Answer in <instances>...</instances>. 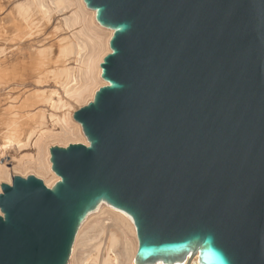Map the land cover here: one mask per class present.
Segmentation results:
<instances>
[{
	"label": "water",
	"instance_id": "obj_1",
	"mask_svg": "<svg viewBox=\"0 0 264 264\" xmlns=\"http://www.w3.org/2000/svg\"><path fill=\"white\" fill-rule=\"evenodd\" d=\"M112 30L73 113L88 144L49 148L51 187L0 184V264H67L100 203L135 264H264V0H84Z\"/></svg>",
	"mask_w": 264,
	"mask_h": 264
},
{
	"label": "bare ground",
	"instance_id": "obj_2",
	"mask_svg": "<svg viewBox=\"0 0 264 264\" xmlns=\"http://www.w3.org/2000/svg\"><path fill=\"white\" fill-rule=\"evenodd\" d=\"M8 3L13 6L0 17L4 25L0 30L6 34L0 37L11 44L3 51L16 47H12L13 51L21 52V61L14 68L16 61L10 60L14 54L10 50L9 57L0 63V72L7 73H0V83L2 80L1 84L7 85L15 79V83L29 89L24 101L17 102L25 110L8 111L7 117L0 118V184H11L14 175L32 174L51 187L59 177L51 170L49 148L76 142L88 144L73 113L107 84L101 78L100 63L110 52L112 30L96 21L94 10L84 0H0V11ZM8 62L14 64L7 67ZM9 68L14 69L9 73ZM8 75L11 76L6 78ZM13 81L10 82L14 84ZM12 148L15 153L8 154L10 159L4 158ZM136 249V231L130 216L100 203L80 224L67 264H135ZM176 264L198 262L194 256L189 262Z\"/></svg>",
	"mask_w": 264,
	"mask_h": 264
},
{
	"label": "rangeland",
	"instance_id": "obj_3",
	"mask_svg": "<svg viewBox=\"0 0 264 264\" xmlns=\"http://www.w3.org/2000/svg\"><path fill=\"white\" fill-rule=\"evenodd\" d=\"M9 6H13V4L12 5H9V3H8V5H6V7H4L3 8V10L5 11V10H7V11H9L10 9H8V8H11V7H9ZM2 10V11H3ZM2 11H0V17H4L5 15H6V13H7V11H3L4 12V14H3V12ZM4 26V25H3ZM3 26H2V24H0V27H2L3 28ZM6 26V25H5ZM1 30H3V29H1ZM0 30V33L1 34H3V35H0V36H4V35H6L4 32L2 33V31ZM1 38V37H0ZM3 38H5V37H2L1 38V40H0V57L2 58V60H0V63L1 62H3L4 61V57L5 56H7V57H9V53L11 52V51H13V48L16 50V47H14V46H12V47H9L10 48V50H5V51H3V49H5V48H7L8 47V45H10L11 43L9 42V41H2V40H4ZM2 42H3V44H2ZM6 42H9V43H7L6 44ZM16 46V45H15ZM2 47V48H1ZM4 47V48H3ZM13 51L14 52V54H12L13 56H10V60L12 61V62H14V61H16V62H14L16 65L15 66H13L14 68L16 67V66H18L17 65V63H19L21 60L18 58L20 55H19V53H21L20 51L18 52V51ZM24 51V53H25V50H23ZM22 51V52H23ZM15 52H16V54H15ZM18 52V53H17ZM15 55H18V56H15ZM0 58V59H1ZM14 58V59H13ZM11 62V63H12ZM9 63V62H8ZM11 63H9L8 64V66L7 67H10L9 65L11 64ZM14 63H12V65L14 64ZM20 64V63H19ZM14 68H9V70H7L6 72H8L9 71V73L11 72V70H13ZM2 69V68H1ZM1 73V72H0ZM4 74H5V72H3V74L1 73V76H4ZM7 74V73H6ZM5 74V75H6ZM11 76V75H10ZM9 75L8 76H6V78H9L10 77ZM13 78H14V76H13ZM10 81H13V79L12 80H9L6 84L7 85H2L1 83H2V80H1V87L0 88H3V89H0V96H3L2 98L0 97V118H3L4 116L3 115H8V113L9 112H13V113H15L14 112V110L16 111V112H20V110H21V106H19L21 103L20 102H22V101H24L23 99H25V97H26V90H28V89H26V87H23V85L21 84L20 85V82H18L17 81V83H15L16 82V80L14 79V84L12 83V82H10ZM9 83V84H8ZM19 83V84H18ZM4 86V87H3ZM9 86V87H8ZM6 87V88H5ZM19 87V88H18ZM30 88H32L31 86H29ZM9 88V89H8ZM17 88V89H16ZM24 88H25V90H24ZM15 89V90H14ZM22 89V90H21ZM10 90V91H9ZM7 91V92H6ZM19 91H22V92H20V94H18L19 93ZM2 93V94H1ZM12 93V94H11ZM15 95H14V94ZM8 94V95H7ZM4 95H6V96H4ZM13 95V97H11ZM17 95H18V97H17ZM25 95V96H24ZM23 96V97H22ZM14 100H12L11 98ZM17 97V98H16ZM20 97V98H19ZM22 101H21V100ZM12 100V101H11ZM7 102V103H6ZM17 102H19V103H17ZM7 104V105H6ZM11 104H13L12 106H14V107H10L9 105H11ZM15 105H17V106H15ZM4 107V108H3ZM6 107V108H5ZM9 107H10V109H11V111H10V109H9ZM17 107V108H16ZM20 108V109H19ZM3 109V110H2ZM5 109V110H4ZM19 109V110H18ZM23 110H25L24 108H22V110H21V112H23ZM5 111H6V113L7 114H5ZM9 111V112H8ZM20 112V113H21ZM3 113V114H2ZM7 117V116H6ZM11 151V152H10ZM13 153H15V152H13V148L12 149H10L6 154H5V156H4V158H9L10 159V154H13ZM9 154V155H8ZM15 155V154H14ZM11 166V165H10Z\"/></svg>",
	"mask_w": 264,
	"mask_h": 264
}]
</instances>
